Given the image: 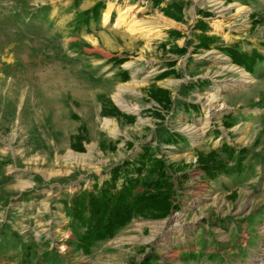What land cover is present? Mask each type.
Masks as SVG:
<instances>
[{"label": "rangeland", "instance_id": "1", "mask_svg": "<svg viewBox=\"0 0 264 264\" xmlns=\"http://www.w3.org/2000/svg\"><path fill=\"white\" fill-rule=\"evenodd\" d=\"M152 1L0 0V264H264V61L246 70L222 50L264 57V0ZM101 96L134 122L101 115ZM80 125L84 152L69 147ZM222 144L245 149L244 170L210 179L197 158ZM145 147L165 161L176 209L83 254L64 201L116 165L134 176Z\"/></svg>", "mask_w": 264, "mask_h": 264}, {"label": "trees", "instance_id": "2", "mask_svg": "<svg viewBox=\"0 0 264 264\" xmlns=\"http://www.w3.org/2000/svg\"><path fill=\"white\" fill-rule=\"evenodd\" d=\"M155 3H159V1L155 0ZM100 5H102L100 1L96 2L83 14L88 17L97 15ZM162 10L166 16L179 20V16L171 12L173 10L174 12L181 11V6L176 2L169 3ZM202 38L208 42L206 47L213 43V39L210 37ZM183 50L182 48L178 49V51ZM222 50L229 56L233 64L246 70H251L256 62L264 61L263 55L255 50L241 51L234 45L225 46ZM117 62L120 64L122 60ZM123 74V81H125L128 75L127 73ZM148 94L150 98L160 103L162 108L169 106L170 97L166 89L151 87ZM101 100V115L119 117L126 123L134 122L135 115L123 113L103 96H101ZM229 124L225 123L227 127H230ZM85 139L86 130L84 126L80 125L77 133L71 136L69 147L74 151L84 152L83 142ZM244 152L245 149H239L235 156L233 147L222 144L219 148L212 149L205 156L199 154L197 162L203 173L210 179H214L220 173L232 175L234 172V174L240 175L244 170L242 165ZM222 154L225 155L226 159L221 157ZM227 161L233 162V166L228 167ZM133 163L134 176L121 175V165H116L110 170L109 180H104L100 185H92L90 190L81 189L72 194L68 202L64 201L68 205L72 217L84 229L76 243V249L83 254H90L91 249L98 242L113 236L117 229L127 224L132 218L162 219L176 209L173 202L174 186L167 172L168 167L165 161L156 157L145 147ZM126 164L128 162L124 163V165ZM121 176L122 182L118 185L117 180ZM147 176L153 178L148 179Z\"/></svg>", "mask_w": 264, "mask_h": 264}, {"label": "bare ground", "instance_id": "3", "mask_svg": "<svg viewBox=\"0 0 264 264\" xmlns=\"http://www.w3.org/2000/svg\"><path fill=\"white\" fill-rule=\"evenodd\" d=\"M108 20H109V15L108 14H103V16H102V23H107L108 22ZM116 25V23H114V26ZM224 86H219L218 87V89H221V88H223Z\"/></svg>", "mask_w": 264, "mask_h": 264}, {"label": "crops", "instance_id": "4", "mask_svg": "<svg viewBox=\"0 0 264 264\" xmlns=\"http://www.w3.org/2000/svg\"><path fill=\"white\" fill-rule=\"evenodd\" d=\"M152 1V0H151ZM153 2V1H152ZM155 4V2H153ZM249 250V248H247ZM152 257V256H151ZM153 258V257H152Z\"/></svg>", "mask_w": 264, "mask_h": 264}]
</instances>
